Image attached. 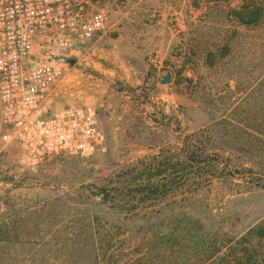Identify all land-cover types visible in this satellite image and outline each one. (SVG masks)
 Returning a JSON list of instances; mask_svg holds the SVG:
<instances>
[{
    "label": "rangeland",
    "instance_id": "374dc122",
    "mask_svg": "<svg viewBox=\"0 0 264 264\" xmlns=\"http://www.w3.org/2000/svg\"><path fill=\"white\" fill-rule=\"evenodd\" d=\"M141 2L114 0L123 8L117 15L113 6L114 30L74 55L54 88L57 108H95L104 133L95 152L56 154L29 171L19 146L0 137V264H264V239L252 249L242 238L264 222V0H162V14L129 10ZM120 18L162 27V56L148 50L145 31L137 43L120 39ZM198 130L231 170L180 202L223 244L214 252L171 236L170 206L162 232V205L124 218L99 197L121 170ZM252 181L262 185L250 189ZM95 216L115 226V246L95 234Z\"/></svg>",
    "mask_w": 264,
    "mask_h": 264
},
{
    "label": "built area",
    "instance_id": "2783aa9c",
    "mask_svg": "<svg viewBox=\"0 0 264 264\" xmlns=\"http://www.w3.org/2000/svg\"><path fill=\"white\" fill-rule=\"evenodd\" d=\"M114 12L113 0H0V137L27 170L102 145L95 108H57L54 88L74 55L114 30Z\"/></svg>",
    "mask_w": 264,
    "mask_h": 264
},
{
    "label": "trees",
    "instance_id": "16d2710c",
    "mask_svg": "<svg viewBox=\"0 0 264 264\" xmlns=\"http://www.w3.org/2000/svg\"><path fill=\"white\" fill-rule=\"evenodd\" d=\"M243 15L239 14L242 23L250 25L255 22L245 20ZM223 47L225 51L221 56L227 54L229 44ZM208 55L212 58L214 52L208 51ZM230 171L224 156L211 149L205 132L198 130L182 134L176 147L162 150V157L159 154L148 155L137 166L121 170L116 174V180H111L102 188L99 197L103 204H108L124 218L147 213L162 205V232L165 212L170 206V218L167 220L171 236L176 235L193 247L214 252L221 249L223 244L214 241L203 221L192 220L180 202L198 196L216 179L230 175ZM261 185L260 181H252L249 188ZM92 223L95 234L104 237L109 247L115 246V226L108 225L99 216H95ZM155 227L159 226L154 224L152 229L157 230ZM242 238H248L249 244L245 247H259L260 240L264 239V222L250 227ZM253 238L257 241L253 242Z\"/></svg>",
    "mask_w": 264,
    "mask_h": 264
},
{
    "label": "crops",
    "instance_id": "0c3cea01",
    "mask_svg": "<svg viewBox=\"0 0 264 264\" xmlns=\"http://www.w3.org/2000/svg\"><path fill=\"white\" fill-rule=\"evenodd\" d=\"M139 1H142L141 6L136 7L134 4L129 7V10L134 9V13H136L137 8H138L139 9L138 11H140V13L146 14V15H154L156 12H159L160 14H162V0H139ZM113 4H114V0H113ZM113 6L115 8L117 7L116 9H118V11L115 12L117 15L123 12L122 10L123 8L120 9V6L118 7V5L116 4H114ZM121 20L122 19L120 18L118 19V21L115 22V26L118 23L117 30L123 32L122 34H120V39H123L125 41H130V42L135 41V43H137L138 41L141 40V37H142L141 32L145 31V33H143L145 34V36L143 37L144 38L143 41L149 42L148 50H151V51L155 50L160 54V56H162V27H160L157 23H149L144 26L142 24H131L129 22L126 23ZM103 37L104 35L98 38H95L94 40L98 42L102 40Z\"/></svg>",
    "mask_w": 264,
    "mask_h": 264
},
{
    "label": "water",
    "instance_id": "95a60500",
    "mask_svg": "<svg viewBox=\"0 0 264 264\" xmlns=\"http://www.w3.org/2000/svg\"><path fill=\"white\" fill-rule=\"evenodd\" d=\"M70 64H73L75 62L74 58H71L69 60ZM172 80V73L168 71L160 80L162 84L170 83Z\"/></svg>",
    "mask_w": 264,
    "mask_h": 264
}]
</instances>
